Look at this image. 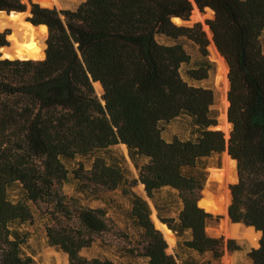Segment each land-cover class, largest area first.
Masks as SVG:
<instances>
[{
  "label": "trees",
  "instance_id": "16d2710c",
  "mask_svg": "<svg viewBox=\"0 0 264 264\" xmlns=\"http://www.w3.org/2000/svg\"><path fill=\"white\" fill-rule=\"evenodd\" d=\"M195 3L201 11H214L207 24L229 66L228 139L211 108L214 91L181 74L192 61L184 40L201 55L186 71L189 78L203 80L214 68L202 25L173 20L190 19L192 0H85L74 10L0 0V11L29 7V20L49 29L45 59L0 57V264L34 263L24 250L29 234L19 228L33 217L30 203L40 202L54 207L47 238L68 254L69 264H117L80 254L110 230L106 209L70 206L62 193L70 176L65 162L77 158L95 157L90 169L80 164L74 170L84 190H115L128 183L121 158L107 162L98 154L117 144L127 146L133 159H146L139 181L150 198L162 188L177 191L182 202L177 217L165 216L162 206L161 221L185 237L187 249L212 256L204 262L191 258L189 264H223L225 245L236 247L232 239L207 233L214 216L199 206L207 180L202 160L228 151L239 178L230 186L229 217L262 233L249 255L251 264H264V0ZM7 31L0 33V49L9 43ZM95 82L103 86L101 97ZM181 116L190 119L191 137L165 140L161 124ZM15 186L20 192L13 200L9 191ZM127 194L134 232H121L131 245L122 253L149 264H179L168 253L147 200Z\"/></svg>",
  "mask_w": 264,
  "mask_h": 264
},
{
  "label": "rangeland",
  "instance_id": "374dc122",
  "mask_svg": "<svg viewBox=\"0 0 264 264\" xmlns=\"http://www.w3.org/2000/svg\"><path fill=\"white\" fill-rule=\"evenodd\" d=\"M25 3L29 4L25 0ZM39 1V2H38ZM58 3L54 6H43L40 3V0H31L33 3H38L42 7L47 8H56L58 10H74L76 9L82 2L85 0H57ZM194 10H198L200 14H202L203 19L197 20L196 17L191 15L190 19L186 23H182L179 20L174 21L177 25L182 26H193L196 23H200L202 25V29L206 33V37L208 39V58L213 63V69L208 72V75L205 79L196 81L188 77L186 71L189 68L196 67V61L201 57L198 47L191 41L184 40V46L188 53L192 56V61L189 66H183L181 68L182 77L188 81L190 84L202 85L205 87L211 88L216 96L215 104L211 107L213 112L217 116L218 125L217 128L221 129L225 137L228 139L230 137V132L232 130V125L228 121V91L230 88V82L228 78L229 66L225 58L223 57L226 65H227V75L225 81L221 80L219 77V66L217 61L212 56V53L209 49V45H211L213 40V35L210 30L209 25L207 24L208 20H212L215 16V13L210 8H205L204 11H201L195 0H192ZM61 6V7H60ZM198 8V9H197ZM29 11V7L28 10ZM23 20L29 18L28 15H23ZM26 23V22H25ZM21 33L24 31L22 27L18 28ZM7 33H11V35L15 34L16 29L13 25H9L6 27ZM211 33V36L209 35ZM45 43L48 36L47 32L43 35ZM16 39L17 36H16ZM8 44H12V39L7 37ZM159 40L161 42H168L164 37H160ZM45 49V44H44ZM9 51V50H8ZM220 53V52H219ZM42 59V58H41ZM103 88V86H102ZM96 90V88H95ZM104 90L96 93L99 97L102 96ZM229 123L228 130L225 129V126ZM162 136L165 140L170 141L174 137L178 136L180 138H189L191 137V133L193 127L190 123V119L185 116L178 117L169 123H162ZM99 156L106 159L107 162H111L115 159H122L124 167L127 172V177L129 182L120 186L115 190H104V189H93L90 188L88 190H84L85 185L76 179L74 175V170L77 169L80 164H82L86 170L90 169L92 163L95 160V157L90 158H77L73 161H66V167L70 171V176L68 182L63 185L62 193L67 197L70 201V206H75L80 203L83 206H87L90 208H104L107 211V216L109 218L110 230L97 235L94 237V241L91 246L83 248L80 252L81 255L87 258L93 257H101V258H109L115 261L117 264H149L148 260L144 257H134L124 255L122 253L123 248L131 246L130 243L125 240L121 235L122 231L124 232H134L132 229V224L128 219V212L131 208V200L130 195L127 192L130 190L131 192L137 193L145 200H147L150 210H151V219L152 214L155 213L158 219L161 221L159 217L158 207L166 206L168 213H165V216L169 217H177L181 207L182 202L178 196L177 191L171 190L169 188H162L154 194L153 198H150L145 190V186L139 181V166L145 163L146 159L144 158H136L133 159L128 151L127 146L123 144H117L114 146H110L107 149L100 151ZM228 155L227 152H223L221 154H213L210 157L204 158L202 160L203 164L206 166L205 172L207 174V180L205 182L204 189L202 191V197L205 198L207 192L212 193L213 195H218L221 191L224 193V190L229 194V204L228 209L231 204V189L230 186L232 184L237 183V164L234 163L231 173L234 176L233 180L228 182L226 185V189H221V185L226 178V174L229 169L225 164L224 157ZM234 169V170H233ZM219 176V177H218ZM135 182V184H133ZM228 186V187H227ZM221 190V191H220ZM20 192V188L18 186L13 187L10 191V198L13 200L18 198V194ZM33 217L32 219L20 226L21 231H25L29 234L28 242L24 248L27 255L31 256L34 259L33 264H69L68 254L59 249L56 246H53L49 243L47 238V226L53 225L55 221H53L54 207L52 204L46 202L40 203H30ZM200 206V204H199ZM200 207L203 208L201 205ZM205 209V208H204ZM207 211V210H206ZM214 216V220L209 223L207 226V233L212 237H223L224 241L232 239L235 241V248L228 249L225 245L224 253L221 258V262L223 264H251L252 260L250 257V251L252 249L259 247V242L261 239V235L258 237L256 244H251L246 239H238L234 237H226L225 236V220H228L231 224L233 223L231 218L229 217V213L227 211V215L217 214L207 211ZM60 219L66 222L65 217H60ZM154 222V220L152 219ZM224 222V223H223ZM155 224V223H154ZM156 226V225H155ZM224 226V227H223ZM245 227V226H244ZM249 228V227H245ZM160 230V229H159ZM161 231V230H160ZM174 235L172 245L168 244V253L174 255L178 260L179 264H189V260L195 259L198 262H204L212 259L211 254H206L204 256L198 255L196 252H193L187 249L183 245V241L185 237L178 236L174 231H171ZM163 233V232H162ZM242 241V242H241ZM258 243V244H257Z\"/></svg>",
  "mask_w": 264,
  "mask_h": 264
},
{
  "label": "bare ground",
  "instance_id": "6f19581e",
  "mask_svg": "<svg viewBox=\"0 0 264 264\" xmlns=\"http://www.w3.org/2000/svg\"><path fill=\"white\" fill-rule=\"evenodd\" d=\"M40 3L43 6H52V5L55 6L58 3V1L57 0H40ZM192 15L196 17L197 20L203 19L202 14H200L198 10H194V8H193ZM22 17L23 15L19 13L11 14L10 16V19L12 20L11 25H13L16 31L14 35H11L9 37L12 39V44L8 50L13 52L15 58L41 59L44 56V42H43L44 37L43 35L45 34L46 29L44 26H39L38 28H35L30 23L23 20ZM173 20L178 21L175 18ZM20 27H22V30L24 31L23 33L19 31L18 28ZM209 35L211 36L210 32H209ZM16 36L18 39H16ZM209 49L212 53L213 58L218 63L219 77L221 80L225 81L226 75H227V65L228 64L226 65L214 41H212L211 45H209ZM94 86L98 92L103 90L100 82H95ZM229 125L230 124L227 123V125L225 126L226 130H228ZM224 160H225V164L227 165L229 171L226 174V178L224 179L223 184L221 185V189H226V185L228 184V182L232 181L235 176V175L233 176L232 175L233 173H231L235 161L231 160V158L228 155H225ZM229 201H230L229 194L225 190H224V193L221 191L218 195H213L212 193L207 192L206 200L204 201L202 206L203 208H205V210L210 211L212 213L227 215ZM152 219L154 220L156 227L163 232L164 237L167 240L168 244L172 245L173 238H174L173 233L165 225H163L160 222V220L158 219L155 213L152 214ZM224 226H225V231H226L225 232L226 237L246 239L250 243V245L256 244L258 237L261 235V232H255L252 228H245L242 224H231L228 222V220H225Z\"/></svg>",
  "mask_w": 264,
  "mask_h": 264
},
{
  "label": "water",
  "instance_id": "95a60500",
  "mask_svg": "<svg viewBox=\"0 0 264 264\" xmlns=\"http://www.w3.org/2000/svg\"><path fill=\"white\" fill-rule=\"evenodd\" d=\"M25 1L28 2V3H30L31 0H25ZM17 13L22 14V15H24V16L28 15V16L30 17V11H27V10H26V11H23V12H17V11H12V12L0 11V33L6 31V27H8L9 25L12 24V20L10 19L11 14H17ZM175 19L179 20V21L182 22V23H186V22H188V21H185V20H183V19H181V18H175ZM25 21L28 22V23H30L31 25H33L35 28H38L39 26H44L45 29H46V32H47V36H48V34H49V29H48V27H47L46 25H35V24H33V23L29 20V18L25 19ZM10 36H11V33H9V34L7 35V37H10ZM44 44H45V49H44V56H43L42 59H45V57H46L47 43L45 42ZM10 46H11V45L8 44V45H6V46L1 47V49H0V57H1V59H10V60H16V59H19V58H15L13 52L8 51V49L10 48ZM42 59H20V60H42ZM226 152H227L228 156L231 158V160H234L235 163L237 164V161H236L235 159H233V158L229 155L228 151H226ZM238 179H239V178H238V176H237L236 180L238 181ZM205 200H206V196H205V198L201 197V199L199 200V204H200V205H203V203H204ZM160 222H161L163 225H165L170 231H172V230H171V229H170L165 223H163L162 221H160ZM232 222H233V221H232ZM233 223H234V222H233ZM236 224H242V223H236ZM242 225L245 226V227H249V226H246V225H244V224H242ZM249 228H252L255 232H259V231H257V229H256L255 227H249ZM261 234H262V233H261Z\"/></svg>",
  "mask_w": 264,
  "mask_h": 264
}]
</instances>
